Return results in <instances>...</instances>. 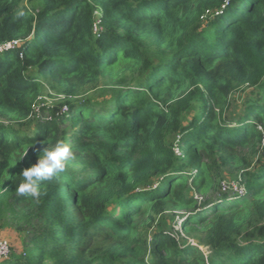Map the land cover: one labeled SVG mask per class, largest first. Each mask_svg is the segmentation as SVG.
<instances>
[{"label":"trees","instance_id":"trees-1","mask_svg":"<svg viewBox=\"0 0 264 264\" xmlns=\"http://www.w3.org/2000/svg\"><path fill=\"white\" fill-rule=\"evenodd\" d=\"M0 48V227L22 238L0 264H264V0H0ZM101 81L32 118L45 87ZM58 140L76 159L39 203L18 196ZM166 208L193 209L195 243L143 237Z\"/></svg>","mask_w":264,"mask_h":264},{"label":"rangeland","instance_id":"rangeland-1","mask_svg":"<svg viewBox=\"0 0 264 264\" xmlns=\"http://www.w3.org/2000/svg\"><path fill=\"white\" fill-rule=\"evenodd\" d=\"M25 3H27L25 1ZM96 31V28H95ZM106 81H101L97 87V89H90L86 92L79 94L77 96L73 97H66L64 94L57 93L55 91H52L51 89H48L47 87L44 88L42 94L38 98V106L36 107V111H34V114L32 115V118L39 119L42 118L44 115L43 112L40 110L41 105H45L49 108H52L54 110L62 109L63 111H67V108L69 107L70 103L74 102V100L78 98H84V96L92 97L94 94L105 92L108 93L110 90L114 87L112 84H106ZM248 87H244L240 91L234 93L231 95V104H233V107L241 106L243 105L244 100L249 96L248 94ZM199 103V102H198ZM46 116H50V114L45 113ZM255 120L256 118L253 117ZM178 156L181 155L180 150H177ZM74 154V153H73ZM76 154L73 155V160L76 159ZM241 180L239 177H235L232 175H227L225 179H223L220 182V187L224 190H227L229 193H233L234 191H241L242 189L238 187V184ZM153 187H156V180L152 181ZM230 189H227V188ZM235 190H234V189ZM192 193V196L195 198V200L198 202L199 205H202L208 198L213 197V193H207L204 194L203 192L195 190V187L191 186L190 194ZM216 195V194H215ZM214 195V196H215ZM215 198V197H214ZM193 209H186L185 211H181L178 209L173 208H166L162 212H159L158 214H155L154 220L150 223L146 224L145 226L141 227V232L143 233V237L145 239H149L153 230H164V231H173L177 234V237L181 241H189L192 243H195L196 240H198V237L201 236V233L198 232H191L188 233L184 229V224L182 220L185 218V216H182L185 213L192 212ZM0 239H6L11 244L12 249L17 248V251H20L22 248V238L19 236L18 232L12 227L10 223L5 224L4 226L0 227ZM199 241H197L198 243ZM200 248L206 249V246L201 245ZM149 259L153 258L149 255Z\"/></svg>","mask_w":264,"mask_h":264},{"label":"clouds","instance_id":"clouds-1","mask_svg":"<svg viewBox=\"0 0 264 264\" xmlns=\"http://www.w3.org/2000/svg\"><path fill=\"white\" fill-rule=\"evenodd\" d=\"M73 155L71 146L63 140L44 148L34 163L22 169L19 174L21 182L15 187L16 194L30 197L32 202L39 203L45 195L41 185L65 172Z\"/></svg>","mask_w":264,"mask_h":264},{"label":"built area","instance_id":"built-area-1","mask_svg":"<svg viewBox=\"0 0 264 264\" xmlns=\"http://www.w3.org/2000/svg\"><path fill=\"white\" fill-rule=\"evenodd\" d=\"M12 44H17V42L15 41L14 43H8L6 44L7 47L11 46ZM1 49V48H0ZM239 187V185H238ZM241 188V187H240ZM225 188H223L224 190ZM227 189H230L229 187ZM234 189V188H233ZM235 190V189H234ZM10 253V243L8 242V240L6 239H0V260L6 256H8V254Z\"/></svg>","mask_w":264,"mask_h":264}]
</instances>
